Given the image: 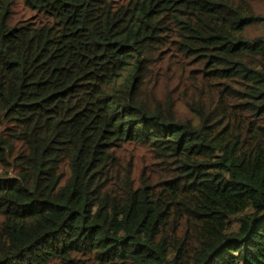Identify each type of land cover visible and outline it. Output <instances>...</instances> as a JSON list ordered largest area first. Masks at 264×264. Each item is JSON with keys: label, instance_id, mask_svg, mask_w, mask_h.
Instances as JSON below:
<instances>
[{"label": "trees", "instance_id": "trees-1", "mask_svg": "<svg viewBox=\"0 0 264 264\" xmlns=\"http://www.w3.org/2000/svg\"><path fill=\"white\" fill-rule=\"evenodd\" d=\"M0 264H264V0H0Z\"/></svg>", "mask_w": 264, "mask_h": 264}, {"label": "rangeland", "instance_id": "rangeland-1", "mask_svg": "<svg viewBox=\"0 0 264 264\" xmlns=\"http://www.w3.org/2000/svg\"><path fill=\"white\" fill-rule=\"evenodd\" d=\"M20 2H21V4H18V5L16 6V10H17V13H18L19 15H23V14H25V16H28V15H30L31 13L34 12V10H30L29 8H26L24 5H22V1H20Z\"/></svg>", "mask_w": 264, "mask_h": 264}]
</instances>
